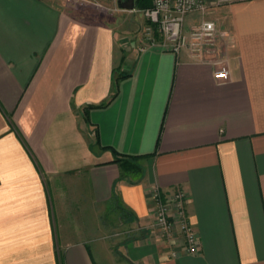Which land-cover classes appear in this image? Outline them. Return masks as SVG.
I'll return each instance as SVG.
<instances>
[{"label": "crops", "instance_id": "crops-1", "mask_svg": "<svg viewBox=\"0 0 264 264\" xmlns=\"http://www.w3.org/2000/svg\"><path fill=\"white\" fill-rule=\"evenodd\" d=\"M115 1L0 0V264H264V0L186 16L228 33L205 60L138 50ZM155 188L197 253L148 229Z\"/></svg>", "mask_w": 264, "mask_h": 264}, {"label": "built area", "instance_id": "built-area-1", "mask_svg": "<svg viewBox=\"0 0 264 264\" xmlns=\"http://www.w3.org/2000/svg\"><path fill=\"white\" fill-rule=\"evenodd\" d=\"M211 0H152L151 5L142 11L146 24L143 27V46L140 51L150 46H161L178 53L187 50L192 58L205 60L217 49L218 40H223L228 33L220 31L214 20L206 19L184 30L187 15L203 14L210 9ZM216 3H228L237 0H214ZM225 66L215 71V78L227 79ZM155 204V217L151 227L159 230L167 238H173L177 232L183 237L184 249L195 254L199 249L196 229L190 222L186 210V194L177 188L163 195L157 188L151 192Z\"/></svg>", "mask_w": 264, "mask_h": 264}, {"label": "rangeland", "instance_id": "rangeland-1", "mask_svg": "<svg viewBox=\"0 0 264 264\" xmlns=\"http://www.w3.org/2000/svg\"><path fill=\"white\" fill-rule=\"evenodd\" d=\"M151 3H152V1H151ZM114 7L116 8V9H118V8H120V6H119V1H115L114 2ZM211 11V9H209L208 10V12H210ZM208 12H206V13H208ZM137 15L139 14V13H136ZM203 14H205V13H203ZM142 15H143V13H142ZM141 15V17H143V19L140 17V15H138L139 17H138V20H139V22H141L142 21V23H141V26L138 28V30L135 32L136 34H135V37H137V38H139L138 39V50H140V48H141V46H143L144 44H143V36H142V34H143V27H144V25L146 24V19H145V17H144V15L142 16ZM197 16V15H196ZM202 16V15H201ZM206 19H208V18H201L200 20L198 19L197 20V22L195 23V24H198V23H200L201 21H203V20H206ZM138 22V21H137ZM144 22V23H143ZM194 24V25H195ZM140 25V24H139ZM189 29V28H188ZM187 29V30H188ZM185 30V29H184ZM222 43L224 44V42L222 41ZM219 44V43H218ZM216 49H217V51H218V53L220 54V50H219V45H217V47H216ZM216 52V51H215ZM153 222V221H152ZM152 222L150 223V225L148 226V229L149 230H153L154 228H152L151 227V224H152ZM136 227V226H135ZM132 228H134V227H130V228H128V229H125V226H123V225H121V227H117L116 229H114L112 232H118V233H121L119 236L120 237H122V236H126V235H130V234H134V231H133V229ZM178 233L179 232H177L176 233V236L178 235ZM180 234V233H179ZM163 235V234H162ZM164 239H166V240H169L170 238H167L166 236H162Z\"/></svg>", "mask_w": 264, "mask_h": 264}, {"label": "trees", "instance_id": "trees-1", "mask_svg": "<svg viewBox=\"0 0 264 264\" xmlns=\"http://www.w3.org/2000/svg\"><path fill=\"white\" fill-rule=\"evenodd\" d=\"M151 1L152 0H135V8L138 9V10H143L145 8H148L150 5H151ZM116 84H117V80H116ZM110 102V100H109ZM116 154V159L114 160L115 162H118L120 163L121 165L123 164H128L130 161L131 158L127 157V156H124L122 154H119L117 152H115ZM133 159H138V157H132ZM131 170H133V168H130Z\"/></svg>", "mask_w": 264, "mask_h": 264}, {"label": "water", "instance_id": "water-1", "mask_svg": "<svg viewBox=\"0 0 264 264\" xmlns=\"http://www.w3.org/2000/svg\"><path fill=\"white\" fill-rule=\"evenodd\" d=\"M119 6L125 10H133L135 8V0H119Z\"/></svg>", "mask_w": 264, "mask_h": 264}]
</instances>
